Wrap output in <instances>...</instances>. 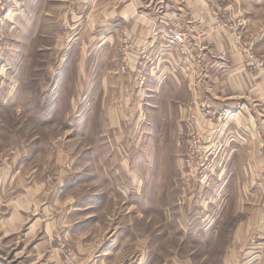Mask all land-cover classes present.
Instances as JSON below:
<instances>
[{"label": "rangeland", "instance_id": "obj_1", "mask_svg": "<svg viewBox=\"0 0 264 264\" xmlns=\"http://www.w3.org/2000/svg\"><path fill=\"white\" fill-rule=\"evenodd\" d=\"M185 1L0 0V180L55 188L43 256L79 264L117 232L139 241L123 244L134 263L264 264L258 144L212 98ZM202 1L259 72V27L245 28L259 10ZM213 58L221 73L233 60ZM35 241L7 238L3 261L17 264L18 246L35 256Z\"/></svg>", "mask_w": 264, "mask_h": 264}, {"label": "crops", "instance_id": "obj_2", "mask_svg": "<svg viewBox=\"0 0 264 264\" xmlns=\"http://www.w3.org/2000/svg\"><path fill=\"white\" fill-rule=\"evenodd\" d=\"M225 1L233 2L230 7L232 5L237 7V4H235V1H237L239 6L249 8L251 12H253L252 10H259L258 15L260 17L256 23L247 15L246 19L248 20L245 22V28L248 26L251 28L253 26L259 27V30H254L256 41L251 44V47L255 54L264 57V0ZM185 2H180L179 8L185 11L182 14L185 18V24L194 32L193 35L187 34L200 42L202 48L199 50V54H205L206 58H211V67L206 82L209 86L210 84L213 86L212 98L217 103L229 106L230 119H240L249 123L250 128H253L250 129V136L254 140H250L249 147L252 150V144L254 146L258 144L256 153L259 154V168L262 170L264 169V63L263 66L262 64L257 66L260 68L259 72L257 70L248 71L247 65L251 63L245 62L249 60H247V57H249L248 49L244 51L237 50L233 37L221 32L215 26L214 20L207 17L205 13L207 6L204 1L192 2V0H186ZM186 29L188 31V28ZM258 46L259 50L263 49V51L260 50V53H256V50H258L256 47ZM224 50L228 51L233 60L229 65L227 64L225 72L221 73L220 70L215 68L213 57ZM198 73V71H195L187 74L188 77L192 78V83H195V86L199 84V81L195 78ZM251 167L252 164L250 163ZM261 178L264 179L263 173H261ZM27 181L29 180H0L1 186L5 187L3 200L7 203V208L0 207V241L3 240L4 244L0 246V254H5L4 247L8 246L6 243L7 238L20 235L25 241L37 240L35 241L36 252L35 256L32 257L29 254L27 257L22 247H16L10 258H18L17 264L22 263V261L24 264L25 262L29 264H63L62 259L57 254L50 253L49 256H43L39 250L41 242H38L42 241L39 236L44 234V231L46 233L52 232L58 223L57 218L52 217L54 210L58 211V198L54 194L56 192L53 191L55 188L53 186L51 188L35 187L29 185L31 180L30 182ZM41 216L45 218V221H41ZM126 239L124 241L119 233L114 232L110 240L102 242L97 248H89L87 253L81 252L82 254L78 259L79 264H139L138 262L134 263L133 251L126 255L123 245L129 244L131 249L134 246L135 249H139V241L134 242L132 238ZM77 247H80L79 243ZM3 259L4 256L0 255V264H9L6 261L4 262Z\"/></svg>", "mask_w": 264, "mask_h": 264}, {"label": "built area", "instance_id": "obj_3", "mask_svg": "<svg viewBox=\"0 0 264 264\" xmlns=\"http://www.w3.org/2000/svg\"><path fill=\"white\" fill-rule=\"evenodd\" d=\"M180 41H183L182 37H178ZM72 261V260H71ZM74 263V262H73ZM72 262L70 264H73Z\"/></svg>", "mask_w": 264, "mask_h": 264}]
</instances>
